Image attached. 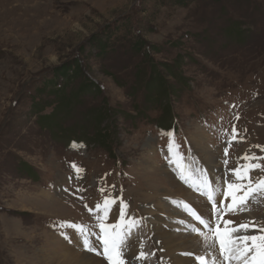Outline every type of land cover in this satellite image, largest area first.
Here are the masks:
<instances>
[{
    "label": "rangeland",
    "instance_id": "rangeland-1",
    "mask_svg": "<svg viewBox=\"0 0 264 264\" xmlns=\"http://www.w3.org/2000/svg\"><path fill=\"white\" fill-rule=\"evenodd\" d=\"M158 118L175 124L183 161ZM207 150L217 184L246 163L264 177V0H0V264L79 257L62 225L98 236L105 198L139 221L140 264H173L168 252L195 264L183 253L201 226L173 201L209 205L175 164L201 167ZM255 199L264 227V192ZM162 234L194 236L166 251Z\"/></svg>",
    "mask_w": 264,
    "mask_h": 264
},
{
    "label": "snow or ice",
    "instance_id": "snow-or-ice-1",
    "mask_svg": "<svg viewBox=\"0 0 264 264\" xmlns=\"http://www.w3.org/2000/svg\"><path fill=\"white\" fill-rule=\"evenodd\" d=\"M169 155L173 154L174 148L177 149L175 155L178 161H183L182 154L178 152V145L175 144L173 132H168ZM227 155V149H225ZM245 161L255 160L256 157L245 155L242 157ZM227 164V161H225ZM76 168V165H72ZM185 171L191 175H186L185 171L181 172L180 178L205 198L207 204H210L209 215L205 216L199 213L192 205L186 201H173L178 207H181L198 225L191 228V232L198 237V242L202 247L200 253H183L194 257L196 264H264V227L258 226L255 221H247L236 223L231 220L223 221L225 225L233 224L231 229L225 227L221 231L219 223L221 218L227 212L233 215L251 211L248 207L250 203H259L256 201V196L264 192V177L253 178L250 172L254 168H259V164L246 163L235 169L229 170L231 177L222 184H217L211 179L208 173L202 168H193L191 165H183ZM78 172L81 169H76ZM193 178L195 182H193ZM103 191V189H101ZM217 197L221 199L218 200ZM230 197V203H227L226 209L218 208L221 200ZM115 203L114 200L105 198L103 206L100 203L96 205V220L100 229L98 239L101 242L102 251H98L92 244L91 235L87 226L65 222L63 227H71L81 237L82 250L88 253H95L103 256L108 264H125L123 254L127 247V242L130 239L131 231L137 227L139 221L134 218L126 219L127 204L120 201L119 207V222L111 225H106L105 220L110 212V206ZM102 210L103 215L99 212ZM92 212V209H89ZM216 217V223H213L212 216ZM255 229L258 234H250V230ZM65 239L71 242V238L65 233H62ZM218 253L219 255L217 256ZM141 257L146 258V254L141 251ZM87 258V257H85Z\"/></svg>",
    "mask_w": 264,
    "mask_h": 264
},
{
    "label": "bare ground",
    "instance_id": "bare-ground-1",
    "mask_svg": "<svg viewBox=\"0 0 264 264\" xmlns=\"http://www.w3.org/2000/svg\"><path fill=\"white\" fill-rule=\"evenodd\" d=\"M201 156V155H200ZM202 157V156H201ZM203 161L206 163V164H203L200 168L204 169L209 177L211 178L207 168L208 167H211L212 165L216 164L217 162V158L216 156L214 155V153L212 151H204V158L202 157ZM177 166V171L179 173V178H180V175H181V172L182 171H185L183 165H187L186 163L185 164H175ZM217 165H215L216 167ZM185 174L186 175H191L190 173H187L185 171ZM215 181V180H214ZM182 186H183V183L184 181L181 180L180 178V181H178ZM193 182H195L194 178H193ZM171 184L173 185L174 182L172 181ZM187 185V184H186ZM176 186V190L180 191L181 190V187L178 186V185H174V187ZM185 189V188H184ZM187 196L185 197H182V196H179V198H184V199H187L188 202H190V204L199 212V213H202L203 215L207 216L209 215V210L211 207L210 204L209 207H208V210L206 208L207 205H205V202H203V200L197 198L195 195H192V193L190 192H187ZM173 195V194H171ZM177 195H174V197H176ZM193 198H196L198 202H192ZM176 199V198H175ZM228 199V198H227ZM220 200V199H219ZM222 201V200H221ZM227 203H230V199L229 200H226V201H222L219 205H218V208L224 210L226 209V205ZM205 205V206H204ZM256 205L255 202L253 203H250L248 205V207L251 209V211H247V212H243V213H239V214H235L233 215L232 213L230 212H227L226 214H224L221 218V221L219 223V227L221 229V231L224 230L225 227L231 229L232 227H234L233 224H229V225H225L223 223V221H226V220H231V221H234L236 222L237 224L240 223V222H247V221H255L256 224L259 226V225H262L260 224L259 222L261 221L260 218L258 217V215L255 213V208H256ZM112 216V214H111ZM215 215L213 214L212 216V219H213V222L214 224L216 223L215 219H214ZM194 220V219H193ZM195 221V220H194ZM196 222V221H195ZM115 224V223H114ZM160 228V227H154L153 228V231L157 234V229ZM202 228V226H201ZM133 230V229H132ZM75 231V230H74ZM76 233V231H75ZM132 231H131V236H130V239L128 240L127 242V247L124 249V253L128 254V256L131 257V259H133L135 262H137V264H140L141 262V256H140V251L139 250H136L134 247L135 245H137V242L133 241V239H131L132 237ZM250 234H258L257 232H254L252 230H250ZM179 237H173V236H166L165 234H162L160 235V237H156L155 239V244L156 243H160V249H164L166 251H168V249L170 250L171 248L173 247H179L181 248L182 250H185V248H189L191 246V249H193L192 253H200L202 249V247L200 246L198 240L197 242L194 240V242L190 245V246H187V241H189V239L191 237H193L194 235H182V234H178ZM71 237H74V234ZM196 239V237H194ZM68 240V239H67ZM191 243V241H190ZM82 246V241H81V237H80V242L78 243ZM93 244V243H92ZM95 244H96V249L98 251H102V246H101V242L100 240L97 238L96 241H95ZM198 244V245H196ZM94 245V244H93ZM79 247V246H78ZM76 248V247H75ZM199 248V250H198ZM78 249V248H76ZM181 249H174V250H180L182 251ZM217 256L219 255L218 253V248H217V252H216ZM66 255V254H64ZM87 257V258H85ZM133 257V258H132ZM165 257L166 259L168 260L169 263H173V264H185L187 263V260H183V258H181L180 256H178L177 254L175 253H171V252H168L167 254H165ZM123 258H124V254H123ZM188 258V257H187ZM64 261L62 262H58L59 264H108L107 260L101 256V258L99 257H95L93 255H91L90 253L88 252H85V251H81L80 254H79V257H72V254H69L67 256H65L64 258ZM104 259V260H102ZM155 260L156 261H159V258L155 257ZM56 264V263H55ZM135 264V263H133ZM196 264V263H195Z\"/></svg>",
    "mask_w": 264,
    "mask_h": 264
},
{
    "label": "trees",
    "instance_id": "trees-1",
    "mask_svg": "<svg viewBox=\"0 0 264 264\" xmlns=\"http://www.w3.org/2000/svg\"><path fill=\"white\" fill-rule=\"evenodd\" d=\"M176 1L177 0H173V2L174 3H176ZM172 2V1H171ZM179 2H180V0H179ZM73 69H75V67H73ZM73 69H71V70H69V71H71V73L73 74ZM168 90H169V92L171 93V90H170V88L168 87ZM173 111H169V112H166L167 113V115L165 114V118L166 117H169L170 115H171V113H172ZM162 114H163V112H162ZM154 123L157 125V123H158V125H157V127L159 128V130H176V126H175V124H172L171 126H166L164 123H162L161 121H159V118L156 120V121H154Z\"/></svg>",
    "mask_w": 264,
    "mask_h": 264
}]
</instances>
